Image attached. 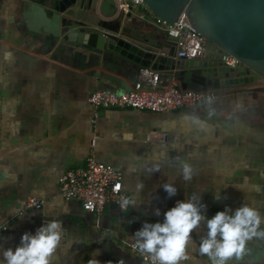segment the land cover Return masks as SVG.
<instances>
[{
	"label": "crops",
	"instance_id": "1",
	"mask_svg": "<svg viewBox=\"0 0 264 264\" xmlns=\"http://www.w3.org/2000/svg\"><path fill=\"white\" fill-rule=\"evenodd\" d=\"M42 8L50 10L45 0H0V251L15 250L23 234H35L56 219L64 238L53 264H88L90 259L149 264L128 250V243H136L133 234L146 221L163 222L164 213L188 196L201 197L209 219L244 203L264 215V83L222 89L214 101L174 112L96 108L89 102L92 92L130 91L140 72L87 43L46 53L44 18L36 13ZM144 8L133 6L135 25L170 41ZM214 57L219 58L209 53L201 60ZM146 69L161 74L164 85L183 89L180 81ZM186 88L202 89L194 83ZM153 133L168 138L153 140ZM92 155L122 173L124 191L136 197V207L121 211L109 204L92 214L80 201L61 198L62 174L86 166ZM181 162L195 170L190 183L180 178ZM154 165L161 171L150 174L147 169ZM139 181L144 188L137 192ZM166 182H174L176 196L163 190ZM32 197L42 209L27 208ZM205 233L204 228L193 233L190 258L181 264H212L199 255ZM228 264H264V239L249 241L245 255Z\"/></svg>",
	"mask_w": 264,
	"mask_h": 264
},
{
	"label": "water",
	"instance_id": "2",
	"mask_svg": "<svg viewBox=\"0 0 264 264\" xmlns=\"http://www.w3.org/2000/svg\"><path fill=\"white\" fill-rule=\"evenodd\" d=\"M144 2L156 17L199 33L221 52L234 56L238 69L225 66L216 57L176 59L177 43L163 42L141 24L135 25L132 2L124 15L118 0H45L50 10L36 9V13L44 18L46 53L87 43L137 73L152 68L169 80H178L184 90L187 83L215 91L264 83V0Z\"/></svg>",
	"mask_w": 264,
	"mask_h": 264
},
{
	"label": "clouds",
	"instance_id": "3",
	"mask_svg": "<svg viewBox=\"0 0 264 264\" xmlns=\"http://www.w3.org/2000/svg\"><path fill=\"white\" fill-rule=\"evenodd\" d=\"M147 171L150 174L161 171V166L154 165ZM194 174L190 163L181 162L179 175L185 183H190ZM162 187L169 197L178 193L174 182H166ZM143 188V181H139L136 191L140 192ZM215 199H222L221 192L215 194ZM200 200L198 194L188 196L164 213L163 222L146 221L133 234L138 250L148 254L153 264H181L190 258L188 249L193 242V233L204 228L206 233L200 237L199 255L207 256L212 264H228L233 258L241 259L245 255L249 241L264 239V228H261L264 215L257 208L247 203L235 210L226 207L209 219L207 205ZM136 206V197H122L120 201V207L125 211ZM160 214V209H156L155 215ZM63 238L62 222L52 219L38 228L35 234H23L15 250L8 248L0 251V264H53V257L62 246ZM88 264H100V261L90 259ZM118 264H124V260L121 259Z\"/></svg>",
	"mask_w": 264,
	"mask_h": 264
},
{
	"label": "built area",
	"instance_id": "4",
	"mask_svg": "<svg viewBox=\"0 0 264 264\" xmlns=\"http://www.w3.org/2000/svg\"><path fill=\"white\" fill-rule=\"evenodd\" d=\"M119 12L126 15L130 11V2L133 6H143L155 19L156 24L163 29L172 41L178 45L176 59L201 60L206 54L218 56L227 67L238 69L239 61L232 55L221 52L217 47L209 46V42L199 33L174 23H168L156 17L148 10L144 0H118ZM217 99L215 90L181 89L176 86H166L160 74L150 70H141L138 81L130 91L123 93L109 92L108 90L94 91L89 96V102L96 108L108 109H135L153 113L174 112L181 109L194 108L204 102ZM153 140L165 142L168 135L153 133ZM94 138L91 146L96 143ZM59 191L62 199L80 201L83 209L92 214H100L109 204L119 210L122 197H130L124 191L123 175L111 165L98 162L93 155L89 157L86 166L65 171L59 179ZM27 208L40 210L43 203L32 197L27 202ZM4 230L9 227H4ZM128 250L138 255L144 262L153 264L148 254L141 253L136 243L130 242Z\"/></svg>",
	"mask_w": 264,
	"mask_h": 264
},
{
	"label": "rangeland",
	"instance_id": "5",
	"mask_svg": "<svg viewBox=\"0 0 264 264\" xmlns=\"http://www.w3.org/2000/svg\"><path fill=\"white\" fill-rule=\"evenodd\" d=\"M209 46H210V47H213L214 45H213L212 43L209 42Z\"/></svg>",
	"mask_w": 264,
	"mask_h": 264
}]
</instances>
